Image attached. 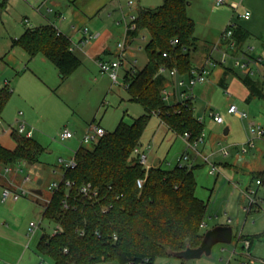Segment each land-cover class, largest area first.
<instances>
[{"label": "rangeland", "instance_id": "rangeland-1", "mask_svg": "<svg viewBox=\"0 0 264 264\" xmlns=\"http://www.w3.org/2000/svg\"><path fill=\"white\" fill-rule=\"evenodd\" d=\"M34 1L7 0L0 10V57L3 58L0 62V85H7L8 81L10 88L16 87L20 75L28 67L41 70V80L44 82V89L36 95V102L41 103L37 109L25 108L22 101L12 99V92L2 113L6 115V127L9 129L18 110H23L25 114L22 118L28 122L29 127L34 128L33 138L44 149L36 168L22 161L12 166V172H5L4 166L0 165L3 174L7 176L17 171L18 183L29 172L32 177L31 181L25 183L28 193L17 200H2L3 184L0 181V264H54L49 256L38 251L37 243L43 233L50 234L55 226L43 217V209L52 195L48 185L62 174L60 159L65 162L72 159L91 123H99L109 132L116 128L122 117L130 123L133 117L145 111L141 103L130 99L124 85V74L135 60L134 67L137 69L147 62L145 44L149 36L146 31H142L144 39L138 36L127 48V56L123 58L117 82L108 73L102 72L97 61L93 60H83L67 79L61 81L58 68L50 60L47 61L50 64L49 70L44 71L43 66L27 64L26 51L12 45V40L21 36L26 29L23 24L25 16L31 18V14L37 11ZM132 1L134 13L138 11L137 5L157 7L163 3V0ZM188 2L187 13L195 22L198 44L192 51V61L194 66H198L204 62V52L212 50L217 42L218 32L224 31L227 26L220 13L227 6L216 5L214 0ZM122 37L120 40L124 39ZM118 41L113 40L112 49L117 50ZM213 55L220 58L217 50H213ZM109 57V60L115 59L117 53ZM227 66L233 71L225 75V67L218 64L210 68L206 81L195 86V115L203 117L205 135L204 141L197 146L199 153L187 147L181 134L169 131L165 136L156 114L150 117L143 140H153V155L164 159L162 165L166 168L176 165L186 150L195 158L196 194L207 204L206 224H203L201 230L206 232L218 223L229 224L233 227V240L231 243L215 244L210 256L203 255L183 261L177 257L160 255L154 264H227L229 259L231 264H240L241 260L248 264H264V184L258 185L255 176L264 168V135L255 138L254 147L246 152L242 150L253 137L249 130L250 121L261 124L264 129V98L256 96L247 100L248 89L242 82L244 75L230 60ZM256 79L264 84L263 79ZM230 104H236L248 116L241 118L235 113H229L227 110ZM210 110L220 113L224 122L216 123L210 116ZM64 127H68L74 137L61 140L58 134ZM226 127L229 128L227 134ZM8 139L12 140L11 144L15 142L10 135ZM83 144L92 148L94 143ZM226 150L227 155L224 154ZM151 152L149 164H152ZM205 156L209 161H205ZM212 164L217 166L215 173H210ZM36 174L43 180L41 185L35 178ZM37 188L43 190L42 195L34 193L33 190ZM248 189L256 191L252 195V204V199L246 193ZM31 221L38 223L34 232L29 230ZM245 237L251 241L250 250L244 246ZM242 253H250V256Z\"/></svg>", "mask_w": 264, "mask_h": 264}, {"label": "trees", "instance_id": "trees-1", "mask_svg": "<svg viewBox=\"0 0 264 264\" xmlns=\"http://www.w3.org/2000/svg\"><path fill=\"white\" fill-rule=\"evenodd\" d=\"M6 1L0 0V10ZM188 5V0H163L157 7L138 8L136 27L127 33L131 38L142 31L148 33V60L140 69L127 70L124 84L130 99L141 103L145 111L130 123L122 117L116 128L100 136L92 148L81 144L74 153V166L62 170L59 188L52 191L44 205L43 217L60 224L63 232H45L37 244L38 251L54 264H154L158 256L168 255V248L179 251L188 244L200 245L207 204L196 194V166L176 163L170 168H146L134 151L153 114L178 135L189 132L191 141L204 131V121L195 115L193 103H167L161 95L167 76L160 67L176 68L182 75L194 67L192 51L198 44ZM228 27L237 48L244 47L249 32L233 23ZM175 39L177 42L173 43ZM71 43L52 24L27 27L12 40L13 46L22 47L30 57L41 53L50 59L57 66L61 81L80 65V59L70 50ZM232 71L225 66V75ZM242 82L249 91L247 100L264 98L260 80L244 76ZM11 93L8 85H0V119ZM12 135L16 141L13 149L0 143V165L40 162L42 144L33 136L16 131ZM255 176L264 180V169ZM139 178L143 179L142 186L137 183ZM66 180L73 184L66 185ZM85 183L99 191L98 200L80 193ZM103 206L108 209L103 211Z\"/></svg>", "mask_w": 264, "mask_h": 264}, {"label": "crops", "instance_id": "crops-1", "mask_svg": "<svg viewBox=\"0 0 264 264\" xmlns=\"http://www.w3.org/2000/svg\"><path fill=\"white\" fill-rule=\"evenodd\" d=\"M128 2L129 0H35L34 5L36 6L38 12L34 11L31 14L32 19L28 16H25V19L26 18L28 19V23L24 20L23 24L26 26V28L43 26L46 24L54 25L60 32L66 34L71 39V42L75 47L73 52L80 59V64L83 62V60L84 61L93 60V62L99 59L109 60L111 58L109 56H113L114 54L117 53L116 49L114 50L111 48V44L113 40L117 39L118 41L121 39L122 36H123L122 38L124 39L127 38L125 17L129 13L133 12V8H130ZM232 2L238 3V8L236 9L232 8L231 7ZM224 5H226L227 7L224 9V11L223 10L220 11L221 15H223L224 24L226 22L228 25L231 22L246 29L249 32V36L244 43V47L247 48L248 52L252 55H260L261 53H263L264 52V0H227V3ZM137 7L139 8L140 5H137ZM48 8H51L52 10L48 11ZM245 11L250 12L249 18H244L241 16ZM27 24H29L30 26H28ZM84 26L89 27L90 32L94 33V38L88 44L84 46H80L78 42L83 35L82 28ZM222 32L223 31L218 32L219 35L217 36V41L220 39ZM138 36H141V38L143 39L145 38V35H142V32L139 33ZM138 36L134 37L130 41L131 45L137 39ZM27 55L28 56H25V58L28 57L26 60L27 64L34 63L35 66H43L44 71L49 70L48 68H50L49 67L50 64H48L47 61L50 59L45 57L43 54L39 53L33 57H30L28 53ZM203 56H204L203 63H205L207 59H209L210 57H215L213 55V48L212 50L207 49V51L204 52ZM41 74H42L41 70L37 71L35 67L34 69L33 67L26 68V71L20 75V79L16 87L14 86L12 87V92H13L12 99H16L19 102L22 101L21 104H23L25 108L37 109L38 105L41 103L36 102V95L38 96V93L42 89H44L42 87V84H44V82L43 80H41L42 79ZM9 84L10 83L7 81V85ZM20 111H22V114H20ZM24 114H25L24 111L19 109L18 113H16L17 116L15 120L12 121V124L10 125L9 129L6 127V121H7L6 115L5 116L2 115L0 119V143L3 146L10 149H13L16 146V141L11 144L12 140L8 139V135L13 137L12 132L14 131L16 124L20 120H25L22 118ZM160 122H161L160 123L161 126L159 127H162V129H164L163 133L166 136V134H168V132L171 130L161 120ZM26 123L28 122L26 121ZM92 124L94 123H91L90 127ZM154 137H155V132L153 138ZM140 145L142 150L145 149V147H147L148 145H150V148L148 150V159H149L150 152L152 151L151 152V156H152L155 150L153 140L144 142L142 136ZM194 159L195 158L191 156L190 162L192 163V166L193 165L195 166ZM163 161L164 159H160L159 157L153 155L152 164L150 165L151 166L162 165ZM30 165L32 166L34 165V168H36V163L35 164L30 163ZM4 170H5V166H4ZM12 171L13 169L11 166L10 172ZM17 175L18 172L16 171V173H12L10 176H7L3 174V171L0 169V181L3 184V189L17 188L21 186L23 184L22 182L23 178L21 182L18 183L16 181V178L18 177ZM35 178L37 182L38 180L41 179L39 174H36ZM219 224H224V223H218L215 224L214 226ZM43 234L41 235V237L43 236ZM242 254L247 255L248 253H242ZM228 261H230L231 264V260L229 259ZM100 264H109V263H100Z\"/></svg>", "mask_w": 264, "mask_h": 264}, {"label": "built area", "instance_id": "built-area-1", "mask_svg": "<svg viewBox=\"0 0 264 264\" xmlns=\"http://www.w3.org/2000/svg\"><path fill=\"white\" fill-rule=\"evenodd\" d=\"M214 3L216 5H224L227 3V0H214ZM128 5L130 8H133V1L129 0ZM231 7L236 9L238 8V3L232 2ZM51 8H48V11H51ZM137 16V12H131L125 17V24H126V30L128 29H134L136 27L135 24V19ZM244 18H249L250 17V12L245 11L242 15ZM25 21L28 23V19L26 18ZM231 24V22L229 23ZM83 35L79 39L78 44L80 46H84L88 44L93 38H94V33H91L89 30V27L84 26L82 28ZM58 32H60L58 30ZM232 30L230 27L225 28L224 31L222 32L220 39L214 44L213 50H217L219 52L220 58L217 57H210L207 59V61L204 64L194 66L189 74H180L176 68H166L164 66L160 67V72L164 73L167 76V82L161 89V95L163 99L167 103H172V104H185L187 105L188 103H195V86L198 85L199 83H202L207 80V77L210 73V68L214 67L218 64L223 65L224 67L227 66L229 60L232 62V64L238 68L244 76H251V77H258L264 80V52L261 53L260 55H252L248 52V49L245 47H242L241 49L237 48L236 40L232 36ZM127 38L124 40H121L117 43V57L112 60H104V59H99L97 60V63L101 69L102 72L108 73L111 78L117 82L119 78V69L122 65L123 58L127 56V48L131 46L130 41L133 39L131 38L128 33H127ZM173 43L177 42V40H172ZM77 45V44H76ZM75 47L71 43L70 50L74 51ZM164 56H167V52L163 53ZM136 61V60H135ZM134 61V62H135ZM134 62L132 63L133 65L130 66L129 70H135L137 68L134 67ZM229 67V66H228ZM125 85V84H124ZM264 88V84H263ZM195 109V105H194ZM229 113H235L241 118H245L248 116L246 112L240 111L237 107L236 104H230L227 110ZM210 116L216 123H223L224 118L223 116L215 112L213 110H210ZM20 114H22V111H20ZM198 118L201 121L203 120V117L198 116ZM14 128V127H13ZM249 130L251 134L253 135L252 138H250L244 147L242 148L243 152L248 151L249 148H252L255 146V138L256 137H261L264 135V129L261 124L256 123L255 121H250L249 122ZM14 131H16L19 134L25 135L27 137H32L33 136V127H29L28 124L26 123L25 120H20L15 128ZM106 133V130L100 126L99 124H92L90 129L85 133V135L82 138V144L83 143H94L98 140L100 136ZM59 138L61 140H66L68 138L74 137V133L68 128L64 127L58 134ZM186 143L187 147L192 148L195 150L196 153H199L197 146L199 143L204 141V131L196 138L195 140L191 141L190 140V133L185 132L181 135ZM150 148V145L145 147V149H141V145H138L135 148V153L138 155V160L140 163L145 165L146 168H149L151 165L148 163V150ZM224 154L227 155L228 151H224ZM205 161H209L208 157L205 156ZM191 160V155L189 152L186 150L184 151L180 157L178 158L177 163L180 165H188L192 166V163L190 162ZM61 165H62V170L74 166V156L72 157L71 160L65 162L63 159H60ZM22 170V168H20ZM217 170V166L215 164H212V168L210 169V173H215ZM5 171L9 172L11 171V166H5ZM31 173L29 172L26 176L23 177V184L17 188H4L2 191V200H6L8 198H12L14 200L19 199L21 196H24L28 193V190L25 187V183L28 181H31ZM66 185H72L73 182L71 180H66ZM137 183L139 186H142L143 179L139 178L137 180ZM256 183L258 185L263 184V180L261 178L256 179ZM60 185V179L52 181L49 185L48 188L51 191L57 190ZM80 193L84 196L87 197L91 200H98L99 199V191L92 186L91 183H85L81 185L80 187ZM248 196L252 199V203H254L252 195L256 194V191L253 189H248L246 191ZM68 203L66 200H64V206H67ZM103 211H106L108 209V206H103L102 207ZM38 223L31 221L30 222V232H34V230L37 228ZM63 232V227L60 224H55L51 234H57ZM83 232V231H82ZM114 238L116 236L114 235ZM244 240V246L245 248L249 249L250 248V241L249 239L245 238ZM247 255L250 256L248 253ZM227 264H230V261H228ZM240 264H248L247 261L243 260L240 261Z\"/></svg>", "mask_w": 264, "mask_h": 264}, {"label": "water", "instance_id": "water-1", "mask_svg": "<svg viewBox=\"0 0 264 264\" xmlns=\"http://www.w3.org/2000/svg\"><path fill=\"white\" fill-rule=\"evenodd\" d=\"M229 128H225V134L228 133ZM38 184H42V179L38 180ZM264 184V180H263ZM35 194L42 195L43 190L37 188L33 190ZM233 240V227L229 224H219L214 227L209 228L203 234L202 241L200 245L196 247H191L189 244L186 248L175 251L170 248L167 249L169 256L177 257L185 261L193 258H199L203 255L210 256L213 251V247L217 243H231Z\"/></svg>", "mask_w": 264, "mask_h": 264}]
</instances>
